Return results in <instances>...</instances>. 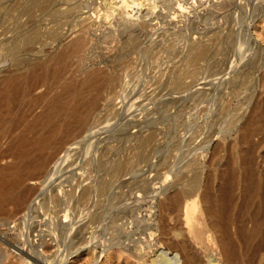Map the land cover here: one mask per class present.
<instances>
[{
    "label": "rangeland",
    "instance_id": "1",
    "mask_svg": "<svg viewBox=\"0 0 264 264\" xmlns=\"http://www.w3.org/2000/svg\"><path fill=\"white\" fill-rule=\"evenodd\" d=\"M0 1V16L8 11L3 20L0 18V75L14 68L10 48L28 29L36 28L42 36L21 52L27 67L57 55L75 33L86 32L85 48L57 77L53 91L40 83L37 92L45 90L52 96L68 80H83L93 70L108 77L117 75L127 59L132 60L120 75L118 90L108 92L115 95L105 94V101L98 103L101 107L97 105L102 109L98 114H110L100 123L92 120L93 125L82 132L84 140L73 150L77 154L69 160L77 165L72 167L79 168L74 172L83 177L82 185L104 184L93 200H77L73 209L66 201L61 203L60 212L77 216V222L72 216L68 221L77 224L78 235L93 230L97 214L102 215L103 223L99 237L106 239L124 220L129 229L131 219L147 216L154 200L159 213L166 201L157 195L160 191L168 189L170 196L194 186L196 173L199 180L207 182L214 153L222 165L230 148L234 153L244 148L255 176L264 174V0H170L164 4L156 3L158 0H123L129 6L119 4L121 0H52L44 8L30 7L33 0H4L5 10ZM116 4L119 9H115ZM144 5L149 13L141 18L136 12ZM122 6L133 8H128L132 15ZM52 28L59 32L55 38L47 36ZM201 44L207 50L204 59L197 62L193 58L198 57L192 56L197 55V45ZM57 82L60 84L55 86ZM244 127L248 128V140L241 145ZM145 135L152 137L144 140ZM110 144L111 152L100 157ZM204 207L200 195L183 201L179 214L186 236H191L187 229L192 225L206 226ZM57 215L45 213L44 219L54 220ZM175 216L172 212L170 223L175 222ZM255 217V206L249 204L240 215L241 222L229 228L240 264H264V225L259 236L245 241L254 230ZM63 243L61 239L49 241L43 251L61 263ZM159 251L170 253L164 246ZM96 256H103V260L105 253L94 255L81 248L65 264H95Z\"/></svg>",
    "mask_w": 264,
    "mask_h": 264
},
{
    "label": "bare ground",
    "instance_id": "2",
    "mask_svg": "<svg viewBox=\"0 0 264 264\" xmlns=\"http://www.w3.org/2000/svg\"><path fill=\"white\" fill-rule=\"evenodd\" d=\"M51 1L33 0L30 7L44 8ZM121 1L119 4L129 6ZM155 2L164 4L163 2L170 3V0ZM4 3L6 6L3 0L2 9ZM117 4L115 9H119ZM126 7L124 9L131 8ZM137 10L136 14L141 18L143 14L149 13L148 9L145 12V5L144 9L140 6ZM28 30L19 39L17 37L18 40L10 48L11 56L15 60L14 68L5 69L0 75V228L6 229L4 232L0 230L1 264H65L67 258L76 256L81 248L89 249L94 255L105 253L103 260L104 255L100 259L96 256L95 264H240L230 235V226L241 222L240 215L249 204H254L256 217L254 230L247 237L243 235L245 241L259 236L264 225V174L260 177L255 176L251 157L244 148H240L237 153L230 148L222 165L214 153L210 160L211 172L206 183L199 180V174L196 173L197 183L194 186L180 189L170 196L167 195L168 189L159 190L157 195L164 196L166 200L161 203L160 212L158 213L154 200L153 204L149 205L151 207L147 216L131 219L130 223L133 222V225L131 224L129 229L125 227L124 220L118 224V229L114 224L115 231L117 230L115 233L101 239L98 229L103 225L102 215L97 214L93 219L98 220L93 230L78 235L77 224L71 225L68 221V216H72V220L77 222V216L75 217L73 212L69 215L63 213V210L60 212L61 203L66 201L73 209L77 200H93L95 194L103 190L104 184L82 185L83 177L74 172L79 168L72 167L75 163L70 162V157L77 154L73 153V150L84 140L82 132L93 125L92 120L100 123L110 114H106L105 108L106 113L98 114L102 110L98 103L104 99L105 94L116 92L120 75L127 71L132 60L127 59L117 75L108 77L100 70H93L83 80H68L58 92L48 96V91L40 93L36 88L43 83L47 85L48 90L53 91L57 77L74 63V59L78 58L85 48L86 32L75 33L62 45L57 55L29 64L27 67L21 52L27 50L42 36L36 28ZM17 32L20 33V30ZM47 34L48 37L55 38L59 32L57 28H52ZM206 50V45H197V55L192 58L197 56L198 58H193L197 59V62L200 58L204 59ZM6 52L4 51L5 54ZM59 82L55 86L60 84ZM111 104L113 106V103ZM150 135H145L144 140L152 137ZM247 138L248 128L244 127L241 130V145L247 144ZM219 147L217 145L218 149ZM111 150V144L107 145L101 151L100 157H106ZM236 191L239 192L238 195ZM198 195L201 202L205 203L206 226L196 228L192 225L189 230L187 229L191 236H186L185 230L181 227L179 212L184 200ZM50 212H58L59 216L53 218L54 220H45L44 214ZM172 212L176 214L173 224L169 221ZM18 231L23 232V235H19ZM57 239L64 241L63 247L60 244L61 251L59 250L61 259L62 257L64 259L61 263L54 262L43 251L49 241ZM163 246L170 253L159 251ZM253 249L257 250L255 247Z\"/></svg>",
    "mask_w": 264,
    "mask_h": 264
}]
</instances>
